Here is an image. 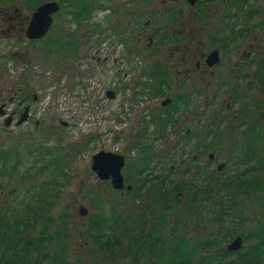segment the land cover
I'll return each mask as SVG.
<instances>
[{
  "label": "rangeland",
  "instance_id": "374dc122",
  "mask_svg": "<svg viewBox=\"0 0 264 264\" xmlns=\"http://www.w3.org/2000/svg\"><path fill=\"white\" fill-rule=\"evenodd\" d=\"M216 2L222 6L221 0ZM213 4L207 3L198 15L186 0H93L92 17L85 20L82 35L84 40L92 36L95 23L103 27L97 31L100 55L105 43L111 46L110 65L61 52L43 55L40 41L29 45L32 52L24 59L0 57V88H9L20 76L15 87L31 84L39 95L31 102L27 122L6 128L0 123V152H6L11 162L18 158V170L1 177L0 215L6 212L9 220L36 215L34 235L49 219L57 224L65 213L66 257L71 264H142L146 257L135 261L130 248L143 231L147 237L149 226L151 237L160 227L170 239L174 233L202 237L220 231L218 224L209 222L210 212H201L200 192L209 194L210 184L216 193L209 196L206 208L219 211L224 205L221 192L227 190L243 210L241 222L232 217L228 223L237 232L234 236L263 219L264 194H244L235 187L239 173L246 169L235 158H242L254 133H259L255 144L264 145V71L256 61L264 54V0H243L236 21L225 20L234 27L242 21L243 31L257 24L253 57L248 48L239 65L237 56L229 52L228 61L211 68L203 63L197 70L198 55L211 49V37L218 33L211 24ZM234 6L230 10H236ZM14 9L21 12L17 21L30 12L24 0L0 2V13L14 15ZM171 13L174 18H169ZM62 19L58 25L70 28ZM172 33L180 44L194 40L198 53L190 52L188 64L180 63ZM26 42L21 39L18 48L24 50ZM89 42L82 50L95 55L94 42ZM15 46L1 42L0 53L1 48ZM136 49L141 52H133ZM107 90H114L113 98L106 96ZM168 97L171 102L162 106ZM181 103L186 107L180 108ZM169 104H178L177 122L161 133L162 109ZM99 150L125 157L121 172L125 179L131 177L130 191L114 189L110 180H101L92 171V156ZM144 155L149 158L144 173L151 179L146 183L143 175H135ZM229 178L236 179L230 187L220 185ZM157 190H163L164 197L156 195ZM195 191H200L199 196L192 200ZM166 204L170 209L164 211ZM80 208L86 212L80 214ZM162 211L167 214L164 227L159 226ZM100 212L107 220L97 227L101 225L103 238L109 239L103 248L86 231L87 220H97ZM147 245L145 241L142 247Z\"/></svg>",
  "mask_w": 264,
  "mask_h": 264
},
{
  "label": "trees",
  "instance_id": "16d2710c",
  "mask_svg": "<svg viewBox=\"0 0 264 264\" xmlns=\"http://www.w3.org/2000/svg\"><path fill=\"white\" fill-rule=\"evenodd\" d=\"M10 1L15 0H0L1 3H8ZM39 1L41 0H25V4L34 7L35 3ZM80 3L82 17H89L93 8V2L81 0ZM202 9V7H199V10ZM171 16L169 15V18ZM259 65L264 71V55L260 59ZM182 107H186L185 103L180 105V108ZM177 110L178 104H169L162 109L159 121L161 133L166 129V126L177 122L175 115ZM258 136L259 133H254L250 140L246 141L242 158H235L237 163H243L246 169L239 173L240 177L236 178L237 180L229 178L226 181V179H223L220 184L221 186L230 187L232 182L236 180L235 187L239 188L242 193L258 192L264 194V176L262 175L264 173V155L261 154H264V145L260 147L255 144ZM258 149L261 154L259 156ZM151 155H154V153ZM148 159V156L144 155L141 159V166L139 164L135 171L137 172L135 173L137 178L143 175L145 183L151 182V179L148 178L150 176L149 173H144L147 168ZM17 162L15 160L9 161L6 152H0V186H2L1 177L12 175L18 170ZM248 172L250 173L245 175ZM125 182L130 185L132 182L131 177L126 178ZM52 183L53 181L46 183V185ZM208 189L209 194L204 190H201V192L195 191L191 198L195 200L199 196V192L202 194L201 201L203 204L201 212H210V215L213 217L209 222L211 224H218L220 231L222 229L221 233L217 229L210 231L202 237H187L174 233L170 239L163 232L164 230L159 229L160 227L157 228L160 232H154L151 237L149 233L153 229L149 226L147 237L145 238V232L143 231L141 239L133 243L130 248L134 254L135 261L146 257V259L142 260V264H154L152 262L154 258L158 260L156 264H264V217L263 219L256 220L244 232L239 233L242 238V245L238 250H228L224 245L237 234L236 230L232 229V225L228 223L232 217L236 218L237 222H241L240 216L243 210L237 208L235 198L227 190L221 192L222 198L220 200L224 205H221L222 207L219 211L216 210L217 207L206 208V201L211 200L209 196L216 193L214 185L210 184ZM157 194H159V197H164L163 190L160 192L157 190ZM168 209H170V205L166 204L163 210L166 211ZM164 211H162L159 219V226L161 225L162 227H164L163 222H165L167 215ZM23 213L28 214V210H25ZM100 213L97 216V220H87L86 231L93 239V242L103 248L108 245L109 239L105 240L103 238L104 232L100 229L101 225L97 227L103 220L105 222L107 220V217L104 218L103 214ZM36 219V215L30 219L25 215H16L12 220H9L6 212L0 215V264H71L66 257L69 235L65 213L60 215L61 221L57 224H54L51 218L33 235L31 232L36 229L38 221ZM64 239L67 244H62ZM145 241L148 245L143 248L142 245ZM136 264H139V262Z\"/></svg>",
  "mask_w": 264,
  "mask_h": 264
},
{
  "label": "flooded vegetation",
  "instance_id": "af4514ba",
  "mask_svg": "<svg viewBox=\"0 0 264 264\" xmlns=\"http://www.w3.org/2000/svg\"><path fill=\"white\" fill-rule=\"evenodd\" d=\"M17 1V0H15ZM10 1V2H15ZM93 2V0H90ZM190 7H195L197 10V14H201L204 10L207 3L214 2V4L211 6V9L214 11V15L212 16L213 22L211 23L213 26L216 27V31L218 33L214 34L213 37H211L212 40V47L209 51H206V53L201 52L198 55V61L200 59V62L196 63V66L194 67L197 70H200V64L205 65V67H213L217 66L220 63H223V59H226L228 61L227 56L229 52H233L234 56H237L236 60H238V64L241 65V61L248 50V48L251 49L250 54H252L253 57V44L254 41L258 38L256 36L255 27L257 24L254 23V25L248 26L245 31L242 30V21H238L239 25L234 27L230 26L229 24H225V20L229 19L230 17H233L235 19L236 12L242 11L240 9V3L243 0H221L222 6L219 7L217 0H195L193 4L189 2V0H186ZM47 2H56L50 5L53 9L58 6L57 10H51L50 11V17H51V23L49 24L45 34L38 38H30L27 33V26L30 22L32 12L34 9L42 4ZM81 0H41L37 3H35L34 7L25 6L30 9V12L25 15V18L21 21H17L18 17L21 15V12L19 9H14V15H9L8 13H0V43L4 42L6 44L13 43L16 46L14 48H8L3 49L1 48L2 52L0 53V57H5L12 59H16L15 57L20 56L22 59L26 58L30 52H32V49H29V45L35 43V41L42 42V50L43 55L46 54L48 56L61 52L66 54H70L75 56L76 59H88L89 63L95 62L96 64H109L111 61L113 63V60L111 59L112 56H110L112 51V47L109 46L107 43L106 48L103 47V44L101 45V48H104L105 51H101L103 54L100 55V49H99V40L98 38V28H101V31L103 27H101L98 23H95L96 25L92 26V36H90L88 39L84 40L82 33L83 32V25L89 21L92 17V10L90 12L89 17H82L80 12V5ZM25 3V0H24ZM34 4V3H33ZM235 5L236 10H230V7ZM218 6V7H217ZM199 7H202V10H199ZM177 14V13H174ZM171 18H174L175 16L171 13ZM62 19L66 22V25H71L70 28H62V26L57 23L58 19ZM60 20V21H62ZM87 20V21H85ZM236 21V19H235ZM236 24V23H235ZM86 32V31H85ZM96 32V33H95ZM174 33L171 35V39L174 41L176 40V50L180 52V55L182 56L180 59L181 64H188L191 60L192 55L191 53L197 54V50L194 49L193 43L194 40L192 39L188 43L180 44L177 42V38L173 36ZM93 35L95 37L93 38ZM164 36H162L163 38ZM21 39H26V48L22 50L21 48H18L19 41ZM244 39V41H243ZM250 40L245 44L246 40ZM91 43V46L94 47V54H91V52H88L87 50H82L84 48L85 43L87 44L88 41ZM106 40V38H105ZM152 42V39H149V43ZM211 42V41H210ZM253 42V43H252ZM162 46V45H161ZM59 47V48H58ZM239 47L241 49L239 50ZM244 47H247V49L244 51ZM88 48V47H87ZM149 48V46L147 47ZM157 52L161 51V48H156ZM175 50V51H176ZM167 52V48L165 50ZM214 51H217V57ZM133 52H141L140 50L136 49V51ZM232 55V59L234 58ZM264 55V54H263ZM263 55L260 56V58H256V61L260 62V59H262ZM175 56V55H174ZM173 58V56H172ZM230 58V59H231ZM111 59V60H110ZM240 59V60H239ZM78 60V61H80ZM215 61V63H209L208 61ZM27 61H30V58H27ZM254 62V60H252ZM78 63V62H76ZM236 63V64H237ZM245 63L244 65H246ZM74 71L77 73L79 70L77 69L76 65L74 67ZM190 70L187 69V72ZM192 72V71H191ZM21 77L18 76L15 79V82L7 88L6 86H2L0 88V123L2 125V128H6L13 126L18 127L23 122H27L31 118V102L37 101L39 99V95L34 91V86L31 84H26L22 86L15 87V83L18 82V80ZM114 92V90H112ZM115 93V92H114ZM171 98V97H170ZM22 114L26 115V119L23 120L21 123H18L20 117ZM8 121V123H7ZM109 181V180H108ZM130 186L128 183L125 182L124 178V188L121 190L123 192L124 190L130 191V188L127 189V187ZM62 244H67L66 240L62 241Z\"/></svg>",
  "mask_w": 264,
  "mask_h": 264
},
{
  "label": "water",
  "instance_id": "95a60500",
  "mask_svg": "<svg viewBox=\"0 0 264 264\" xmlns=\"http://www.w3.org/2000/svg\"><path fill=\"white\" fill-rule=\"evenodd\" d=\"M195 0H189L191 4ZM56 2H47L38 5L32 12L30 22L27 26V33L30 38H38L45 34L49 24L51 23L50 11L57 10L58 6L54 9L50 7L51 4ZM217 57V51H214ZM214 61H208L209 63H215ZM115 93L112 90L106 91V96L113 98ZM171 102V98H166L161 102L162 106H165ZM26 119V115L22 114L18 123H21ZM8 123V121H7ZM125 164V157L121 154L99 150L92 156L91 169L101 180H110V184L114 189L122 190L124 188V177L122 175V168ZM222 165H218V169ZM130 186L127 187L129 189ZM80 214H84L86 209L80 208ZM242 245V238L240 235H236L225 247L228 250H237Z\"/></svg>",
  "mask_w": 264,
  "mask_h": 264
}]
</instances>
